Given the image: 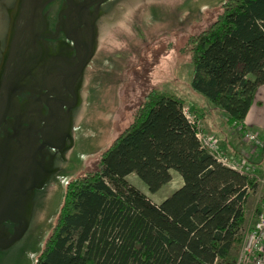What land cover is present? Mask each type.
<instances>
[{"label": "trees", "instance_id": "1", "mask_svg": "<svg viewBox=\"0 0 264 264\" xmlns=\"http://www.w3.org/2000/svg\"><path fill=\"white\" fill-rule=\"evenodd\" d=\"M189 47L192 90L245 129L264 85V0H227ZM197 134L182 100L150 92L98 168L65 187L57 222L30 264H235L248 200L259 185L218 162ZM172 172L182 184L159 204L127 181L135 174L153 194ZM263 210L264 193L254 218Z\"/></svg>", "mask_w": 264, "mask_h": 264}, {"label": "rangeland", "instance_id": "2", "mask_svg": "<svg viewBox=\"0 0 264 264\" xmlns=\"http://www.w3.org/2000/svg\"><path fill=\"white\" fill-rule=\"evenodd\" d=\"M226 2L130 0L123 10L110 15L100 49L86 70L84 103L73 128L75 145L69 154V162H64L63 169L37 193L30 226L16 257L8 262L1 257L0 264H30L31 259L43 251L64 203L65 187L98 168L101 155L134 122L139 106L152 91L182 100L186 115L195 123L200 136L210 137L207 128L213 130L212 138L223 151L220 141L231 144L229 149H249L250 143L238 127L227 121L225 113L191 88L190 43L215 22ZM4 8L0 7L1 24L5 22ZM259 130V134L249 131L263 139L264 131ZM79 140H83L84 153ZM225 155L234 159L238 154L236 151L232 156L227 152ZM75 171L77 175L72 176ZM256 174L263 178L261 171ZM171 177L168 184L153 194L135 174H130L127 181L153 203L159 204L180 187L179 175L172 172ZM263 193L264 188L260 185L248 200V223L242 233L253 227V209Z\"/></svg>", "mask_w": 264, "mask_h": 264}, {"label": "flooded vegetation", "instance_id": "3", "mask_svg": "<svg viewBox=\"0 0 264 264\" xmlns=\"http://www.w3.org/2000/svg\"><path fill=\"white\" fill-rule=\"evenodd\" d=\"M128 1L43 0L40 16L30 0L21 5L18 0L3 1L0 175L8 181L0 186V205L7 209L0 214V258L5 262L29 229L10 245L23 225L18 208L22 199L32 188L34 207L37 193L68 161L75 145L73 128L84 103L87 67L100 49L110 15L123 10Z\"/></svg>", "mask_w": 264, "mask_h": 264}, {"label": "built area", "instance_id": "4", "mask_svg": "<svg viewBox=\"0 0 264 264\" xmlns=\"http://www.w3.org/2000/svg\"><path fill=\"white\" fill-rule=\"evenodd\" d=\"M184 113L186 114L185 109ZM238 128L243 133L244 139L253 146L255 151H260L262 149V139L249 130L242 129L241 127ZM197 136L203 149L218 162L241 173L247 174L254 178L259 186L261 185L264 188V174L262 175L263 178H258L257 174L245 170L242 166L235 165L233 161L225 155V152L218 145V142L212 137H201L199 131ZM242 234V245L235 264H264V210L255 218L253 227Z\"/></svg>", "mask_w": 264, "mask_h": 264}, {"label": "crops", "instance_id": "5", "mask_svg": "<svg viewBox=\"0 0 264 264\" xmlns=\"http://www.w3.org/2000/svg\"><path fill=\"white\" fill-rule=\"evenodd\" d=\"M263 106H264V85L258 87L255 92L254 101L252 105L250 106V109L244 121L245 129H249L257 134H259L260 132L259 129L264 131V107ZM207 131L210 137L215 135V132H212L213 130L210 131V129L207 128ZM220 143L224 151L227 152V154L234 155V153H236L237 151V154H238L237 157H234V159L233 158L231 159L235 165L242 166L244 167L245 170L251 171L252 173H255V174L259 171H261V173L264 174V161L263 162L260 161V151H255V150L251 151V148L253 147L251 144L249 145L250 147L248 150L245 148L241 150L240 147L239 148L235 147V149H239L235 151V149L233 148L229 149V145L231 144H228V142L220 141ZM247 217H248L247 214H245L244 229L245 227H247V223H248ZM252 217L254 218L253 213H252Z\"/></svg>", "mask_w": 264, "mask_h": 264}, {"label": "water", "instance_id": "6", "mask_svg": "<svg viewBox=\"0 0 264 264\" xmlns=\"http://www.w3.org/2000/svg\"><path fill=\"white\" fill-rule=\"evenodd\" d=\"M30 1L33 4H36L34 12L37 16H40V13H41L40 12V10H41L40 4H41V2H43V0H30ZM23 3H24V0H18V5H21ZM91 56H90V58H91ZM90 58L87 60V62L83 63V66L86 65V63H88ZM70 140L72 142L71 136H70ZM46 178H48V174L46 175ZM7 181H8L7 177H5L4 175H0V186L4 185ZM45 182L46 181L42 182V184L36 188L41 189L44 186ZM22 185H23V193H25L26 192V189L24 188L25 183L22 182ZM30 191H31V194L29 196L24 197L21 201V205L18 207L20 209L22 217H23V225L18 229V232L15 233L14 236L12 237V239L10 240V245L14 244L16 241L20 240L29 227V223H30L31 215H32V209H33V205L30 202V200H31V197L33 195L34 190L32 188H30ZM5 210H7V209L1 207V205H0V214L1 215H4V213L6 212Z\"/></svg>", "mask_w": 264, "mask_h": 264}, {"label": "bare ground", "instance_id": "7", "mask_svg": "<svg viewBox=\"0 0 264 264\" xmlns=\"http://www.w3.org/2000/svg\"><path fill=\"white\" fill-rule=\"evenodd\" d=\"M196 11V10H195ZM191 12H193V11H191ZM193 13H195V12H193ZM190 15V14H189ZM161 18V17H160ZM163 18V17H162ZM181 18V17H180ZM147 19V18H146ZM148 19H149V17H148ZM153 19H155V18H153ZM159 19V18H158ZM165 19V21H166V18H164ZM182 20V19H181ZM152 22L153 21H155V20H151ZM159 21V20H158ZM163 21V20H162ZM143 22V21H142ZM149 22V21H148ZM152 22H150V23H152ZM170 22H172V21H170ZM159 23V22H158ZM144 24V23H143ZM153 24V23H152ZM175 25V24H174ZM144 27H145V25H144ZM112 69V68H111ZM78 143L80 144V146H81V150H82V143H83V140H81V142H80V140L78 141ZM80 148V147H79ZM80 152V151H79ZM81 152H83V150L81 151ZM84 153V152H83ZM79 157V156H78Z\"/></svg>", "mask_w": 264, "mask_h": 264}]
</instances>
